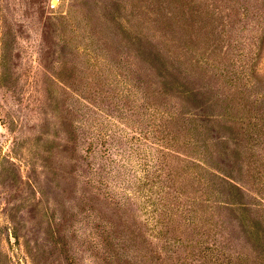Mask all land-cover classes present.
I'll list each match as a JSON object with an SVG mask.
<instances>
[{
  "label": "rangeland",
  "instance_id": "obj_1",
  "mask_svg": "<svg viewBox=\"0 0 264 264\" xmlns=\"http://www.w3.org/2000/svg\"><path fill=\"white\" fill-rule=\"evenodd\" d=\"M253 225L264 0H0V264H249Z\"/></svg>",
  "mask_w": 264,
  "mask_h": 264
},
{
  "label": "trees",
  "instance_id": "obj_2",
  "mask_svg": "<svg viewBox=\"0 0 264 264\" xmlns=\"http://www.w3.org/2000/svg\"><path fill=\"white\" fill-rule=\"evenodd\" d=\"M237 192L241 195L240 188H237V185L231 184ZM164 197V196H163ZM250 241L253 244V249L256 252L254 258L255 260L253 262L246 261L249 260V257L245 255H240L239 260L246 261L249 264H264V228L260 226H251L248 230ZM258 252V253H257ZM253 258V259H254Z\"/></svg>",
  "mask_w": 264,
  "mask_h": 264
}]
</instances>
